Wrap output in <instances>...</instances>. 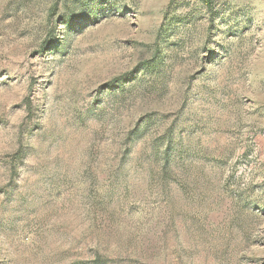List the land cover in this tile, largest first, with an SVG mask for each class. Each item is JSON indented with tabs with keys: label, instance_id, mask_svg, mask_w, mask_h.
I'll use <instances>...</instances> for the list:
<instances>
[{
	"label": "rangeland",
	"instance_id": "rangeland-1",
	"mask_svg": "<svg viewBox=\"0 0 264 264\" xmlns=\"http://www.w3.org/2000/svg\"><path fill=\"white\" fill-rule=\"evenodd\" d=\"M0 264H264V0H0Z\"/></svg>",
	"mask_w": 264,
	"mask_h": 264
},
{
	"label": "trees",
	"instance_id": "trees-1",
	"mask_svg": "<svg viewBox=\"0 0 264 264\" xmlns=\"http://www.w3.org/2000/svg\"><path fill=\"white\" fill-rule=\"evenodd\" d=\"M204 2L209 3V0H204Z\"/></svg>",
	"mask_w": 264,
	"mask_h": 264
}]
</instances>
